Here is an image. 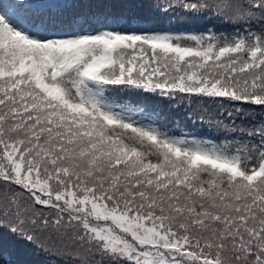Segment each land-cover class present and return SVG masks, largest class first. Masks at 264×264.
I'll use <instances>...</instances> for the list:
<instances>
[{
    "label": "snow or ice",
    "instance_id": "6c2138e0",
    "mask_svg": "<svg viewBox=\"0 0 264 264\" xmlns=\"http://www.w3.org/2000/svg\"><path fill=\"white\" fill-rule=\"evenodd\" d=\"M180 6L242 28L64 31L74 3L0 0V230L67 239L91 264H264V120L229 111L217 142L114 95L264 111V0Z\"/></svg>",
    "mask_w": 264,
    "mask_h": 264
},
{
    "label": "trees",
    "instance_id": "16d2710c",
    "mask_svg": "<svg viewBox=\"0 0 264 264\" xmlns=\"http://www.w3.org/2000/svg\"><path fill=\"white\" fill-rule=\"evenodd\" d=\"M116 0H71L77 5L74 11H68L73 16L81 15L84 23L74 18L73 27H66L65 30L86 29L104 30L105 28L97 23L96 17L113 18L116 21L117 30H148L152 32L171 33H206L208 31L219 33H233L240 31L242 26L227 23L209 13L196 14L185 10L182 3L198 2V0H124V3H133L135 7H111ZM256 26H253L255 30ZM116 98L131 102L156 113L161 123L167 125L177 134L186 131L193 137L211 139L223 142L225 131L223 124H229V111L233 112L231 119H234L238 126H245L258 123L264 120V111L259 108L246 109V116L237 115L236 109L241 107L239 102H228L220 98H208L197 96H185L178 94L175 99L161 98L156 95L136 93L131 90L121 91L114 94ZM195 131L194 133H192ZM44 215L52 217L53 210L41 209ZM36 244L27 243L17 239L8 232L0 230V262L2 264H89L95 259L84 249L73 244L71 241L56 238L49 239V233H37ZM39 245V246H38ZM46 247L49 251H41Z\"/></svg>",
    "mask_w": 264,
    "mask_h": 264
}]
</instances>
